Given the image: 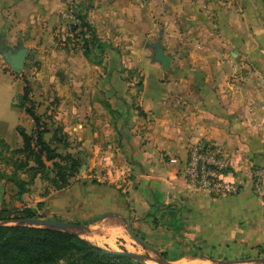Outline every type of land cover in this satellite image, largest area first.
<instances>
[{
    "label": "crops",
    "instance_id": "crops-1",
    "mask_svg": "<svg viewBox=\"0 0 264 264\" xmlns=\"http://www.w3.org/2000/svg\"><path fill=\"white\" fill-rule=\"evenodd\" d=\"M74 11L87 14L99 39L133 45L127 48L135 47V55L145 54L136 48L140 44L149 50L161 41L171 67L164 71L152 61L124 65L143 77L133 119L135 212L114 191L73 185L45 199L51 215L64 213L66 203L79 206L71 214L77 219L101 220L86 227L83 238L102 248L126 240L130 229L151 248L164 245L171 262H263L264 193L254 191L252 177L264 168V0H0V43L30 50ZM110 51V66L114 61L112 70L118 71V52ZM2 58L0 71L22 95L23 80L6 71ZM17 109L23 121L14 119L16 131L28 128V116ZM0 140L11 149L23 146L22 138L17 146L6 136ZM197 142L223 150L232 167L227 178L243 184L241 193L217 198L187 183L184 165ZM134 214L135 222L128 223ZM111 216L126 224H114ZM160 231L171 232V239L164 237L169 243L154 238Z\"/></svg>",
    "mask_w": 264,
    "mask_h": 264
},
{
    "label": "rangeland",
    "instance_id": "rangeland-1",
    "mask_svg": "<svg viewBox=\"0 0 264 264\" xmlns=\"http://www.w3.org/2000/svg\"><path fill=\"white\" fill-rule=\"evenodd\" d=\"M73 24L75 23L62 20L52 27L48 35L37 41L29 50L24 70L16 75L21 77L25 86L30 89V102L26 106L32 108L39 116L41 130L47 131L44 135L45 141L52 143V147L55 148L52 140L57 134L65 141L58 146L60 153L64 155L70 153L83 159L79 174L71 179V185H90L96 191H114L129 203L130 212H133L131 207L135 209L137 185L133 119L137 115L135 102L141 98L143 92V77L136 68H126L124 65L147 61L154 63L155 50L150 47L147 50L146 44H140L141 48H136L144 50L145 54L138 56L135 55V47L134 50L127 48L133 45L123 46L122 42L115 47L113 46L115 44L98 37V41L90 45V52L86 55L85 37L71 32ZM110 50L118 52L120 62L118 71L112 70L114 61L110 66ZM6 67V71L11 72L9 65L6 64ZM11 79L10 75L0 71V138L6 136L14 146H17L18 142H21V137L13 123L14 119L21 120L19 110L15 106L18 104L20 88L13 81L11 83ZM155 80V75L151 73L150 84H154ZM109 107L112 112L109 111ZM27 116L28 128L24 130L30 134L36 130V124L33 118ZM21 164L24 165L22 168ZM46 167L44 170L34 158L29 159L25 155L15 154L11 149L0 146V208L5 194V207L9 211L18 213L30 207L40 219L78 223L87 229L91 226L97 227L101 220L88 225L87 222L93 220L85 221L82 216L77 219L71 215L79 206L74 209L64 203V213L51 215L53 207L49 208L44 201L57 192L51 182L56 176V171L50 162H46ZM20 182L24 183V186H19ZM98 218L95 217L99 220ZM110 218L114 219L111 220L114 224L115 222L126 224V219L122 221L119 217ZM130 222H135V214L134 218L129 219L128 223ZM85 229L78 228L75 233L83 238L87 233ZM94 231L100 233L99 228H95ZM130 232L132 231L129 229L126 240L110 241V245L107 244L104 248L136 253L141 256L140 261L147 264L224 262L190 258L171 262L165 254L167 252H164V245L161 248L145 247L133 239ZM165 236L171 239L172 234L169 231L166 233L160 231L154 238L161 243H169L168 239L164 240ZM154 238L153 243L156 245ZM173 240H176V237ZM178 250H173L172 253L177 254ZM262 261L244 264H264V256Z\"/></svg>",
    "mask_w": 264,
    "mask_h": 264
},
{
    "label": "trees",
    "instance_id": "trees-1",
    "mask_svg": "<svg viewBox=\"0 0 264 264\" xmlns=\"http://www.w3.org/2000/svg\"><path fill=\"white\" fill-rule=\"evenodd\" d=\"M73 14L79 20V24L71 25V32L85 37L84 49L85 54L88 55L90 45L98 41L97 33L88 21L86 13L74 11ZM177 73L185 76L181 71H177ZM29 96L30 89L26 85L23 94L19 96L18 104L15 106L24 110L27 115L34 119L36 130L29 134L23 127L19 126L17 131L23 139V146L19 149H11L3 140H0V146L11 149L15 154L25 155L29 159L34 158L36 163L44 170L47 169L46 162L52 163L53 169L56 171V176L51 180L53 188L56 191L65 190L72 186L71 179L79 174L83 159L70 153L65 155L60 153L58 146L64 144L65 141L57 134L52 140L56 145L55 148L52 147V143L45 141L44 135L47 131L45 129L41 130L39 116L34 113L32 108L26 106L30 102ZM23 166L21 164L20 168ZM19 186H24V183L20 182ZM5 205L4 202L0 211L1 222L39 217L30 207L15 213L7 210ZM40 206L42 207L43 204ZM92 222H87V224ZM75 225L81 226L78 223ZM259 250L264 255V246H260ZM0 264L147 263L107 252L102 247L91 243L72 231L27 225H0Z\"/></svg>",
    "mask_w": 264,
    "mask_h": 264
},
{
    "label": "built area",
    "instance_id": "built-area-1",
    "mask_svg": "<svg viewBox=\"0 0 264 264\" xmlns=\"http://www.w3.org/2000/svg\"><path fill=\"white\" fill-rule=\"evenodd\" d=\"M65 18L79 24L73 13H67ZM171 162L178 163L176 159ZM231 168L230 161L221 148L197 142L189 149L184 174L191 187L213 197L227 198L241 193L244 189L243 184L227 178ZM252 178L254 191L264 193V168L255 169Z\"/></svg>",
    "mask_w": 264,
    "mask_h": 264
},
{
    "label": "water",
    "instance_id": "water-1",
    "mask_svg": "<svg viewBox=\"0 0 264 264\" xmlns=\"http://www.w3.org/2000/svg\"><path fill=\"white\" fill-rule=\"evenodd\" d=\"M148 47L155 50L153 57L154 63H159L164 71H168L171 67V55L165 54V50L162 45V42L158 41L156 43H151L148 45ZM29 52H30L29 49L24 47L23 44H19L15 48H9V47H5L3 43H0V54L2 55L5 62L9 65L11 71L15 74H20L24 70L27 63V57L29 55ZM0 225H27V226H35L42 228L46 227V228H53V229H59L65 231H72L74 233L78 228H86L69 222L56 221L50 219H40V218L15 219L10 221L0 222ZM130 235L132 236L133 239L138 241L143 246L149 247L148 243L144 241L142 238L138 237L132 232H130ZM103 249L107 252L114 253L119 256H124L130 259H134L136 261H139L141 259L140 255L133 252L111 251L105 248ZM165 264H171V263H165ZM222 264H233V263H222ZM237 264H244V263L238 262Z\"/></svg>",
    "mask_w": 264,
    "mask_h": 264
}]
</instances>
